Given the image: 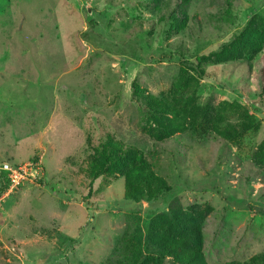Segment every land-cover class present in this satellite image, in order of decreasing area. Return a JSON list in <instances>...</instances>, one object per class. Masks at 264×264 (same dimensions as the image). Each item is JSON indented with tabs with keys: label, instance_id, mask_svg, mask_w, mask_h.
<instances>
[{
	"label": "rangeland",
	"instance_id": "rangeland-1",
	"mask_svg": "<svg viewBox=\"0 0 264 264\" xmlns=\"http://www.w3.org/2000/svg\"><path fill=\"white\" fill-rule=\"evenodd\" d=\"M181 8L188 24L176 33ZM256 15L264 0H0V170L6 161L24 173L0 196V264H109L121 252L131 212L147 219L152 206L127 200L122 177L90 192L82 172L108 136L142 150L173 186L156 214L213 208L203 221L209 264L264 253V170L252 158L264 141L261 59L251 70L208 65L196 95L201 108L228 103V116L260 121L239 145L216 132L152 139L132 87L167 96L182 59L218 49ZM162 54L173 58L150 59Z\"/></svg>",
	"mask_w": 264,
	"mask_h": 264
},
{
	"label": "trees",
	"instance_id": "trees-1",
	"mask_svg": "<svg viewBox=\"0 0 264 264\" xmlns=\"http://www.w3.org/2000/svg\"><path fill=\"white\" fill-rule=\"evenodd\" d=\"M153 1L155 4L159 2ZM187 1L190 0H181L182 3ZM180 11L182 17L176 11L171 17L175 22L174 27H177L176 33H180L188 24L187 13L183 8ZM172 58L173 54H162L150 59L163 63ZM257 58L261 59L262 64L253 81L264 100V15L254 16L232 40L209 54L197 56L194 61L182 59V73L167 96H155L135 80L132 84L133 99L144 108V131L158 142L189 132L198 137L216 132L224 140L239 145L245 135L259 130L260 121L248 110L238 119L228 116V103L220 104L219 107L207 104L201 108L196 95L208 65L242 62L251 70ZM252 158L253 163L264 170V141ZM35 160L39 161V158ZM3 163L18 166L6 161ZM86 166L82 173L90 182V192L100 178L122 177L125 179L127 200L137 204L147 202L152 206L147 219L139 211L131 212L130 225L122 236L121 252L110 257L109 264H209L203 253V221L204 215L213 208L206 206L202 212L203 207L185 210L174 204L156 214L158 209L154 207L163 203L164 196L173 190V186L156 173L142 150L108 136L88 157ZM10 186L7 173L0 170V196ZM58 235L62 240H69L63 233L59 232ZM229 264H264V253L254 256L248 262L233 261Z\"/></svg>",
	"mask_w": 264,
	"mask_h": 264
},
{
	"label": "built area",
	"instance_id": "built-area-1",
	"mask_svg": "<svg viewBox=\"0 0 264 264\" xmlns=\"http://www.w3.org/2000/svg\"><path fill=\"white\" fill-rule=\"evenodd\" d=\"M21 168L22 167H20L19 165L13 166L9 163H3L1 165V170L7 173V176L11 181V189L17 188L23 182L24 173Z\"/></svg>",
	"mask_w": 264,
	"mask_h": 264
}]
</instances>
